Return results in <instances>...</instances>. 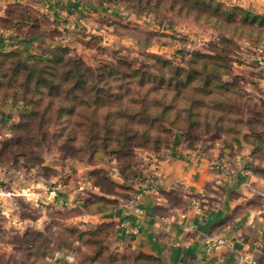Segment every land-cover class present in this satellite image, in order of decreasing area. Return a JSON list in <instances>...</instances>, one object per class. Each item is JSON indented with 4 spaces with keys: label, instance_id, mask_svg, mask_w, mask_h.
<instances>
[{
    "label": "trees",
    "instance_id": "trees-1",
    "mask_svg": "<svg viewBox=\"0 0 264 264\" xmlns=\"http://www.w3.org/2000/svg\"><path fill=\"white\" fill-rule=\"evenodd\" d=\"M126 1L153 4L151 3L153 0ZM181 1L188 3L189 11L184 9L186 14L191 11L196 15L195 17L201 15L209 22L214 21L217 24L222 22L221 19L225 22L237 21L247 25L251 32H256L249 36L264 39L263 14L237 6H226L218 0ZM168 2L172 10L174 6H178L176 12H182V5L172 0H156L154 7L162 8ZM13 10H18L22 14L13 16ZM0 27L18 31L26 37L53 38L59 34L45 14L20 5L10 7L7 16L0 19ZM85 38L83 35L81 40L83 42L89 40ZM67 47L47 44L41 46L37 54L26 56L15 52H0L4 58L10 57L12 60L1 76L8 77V72L16 74L14 79L18 80V83L9 91H5L4 96L11 97L16 102H23L21 107L12 106L20 114L16 113L18 121L11 128L14 131L17 129L24 131L22 136L19 134L21 138L13 145L18 152H20L21 139L37 134H40V138L50 136L47 131L53 123L57 124L59 129L52 134V137L64 138V146L76 144L77 148L89 149L88 163L95 167L91 173V182L98 192H88L82 199L81 207H74L75 213L82 208L84 212L90 214L99 213L114 208L120 200L124 203L133 200L134 194L139 189L125 188L115 181L105 179L104 168L100 167L104 160L101 159L114 157L125 179L142 180V170H139V162L136 161L132 149L144 147L159 151L164 148L166 151L170 139L175 134L174 129H183L180 133L188 143L185 131L199 130L197 115L200 108H204L203 116L206 124L203 126H207L211 117L214 118L216 125L220 121L244 125L235 132H230L231 127L218 126L216 133L230 134V141L236 146H239L241 140L246 142L252 146V154L256 158L264 159V135L261 133L264 128L263 123L256 119L246 122L238 117L234 118L230 106L227 108L226 116L216 114L211 105H206L205 101L196 98L180 104V99L188 93L196 95L206 93V96H211L215 87L222 91L220 100L226 101L225 92L230 86L228 76L231 73V65L226 63L227 57L214 52L215 48L213 51L192 56L185 66H180L159 55L153 63L143 67H134V60H128L126 63L122 61L127 69L118 73L116 69L111 68L113 64H109V61L101 69L89 66L82 58L70 55ZM150 66L154 71L148 69ZM213 81L216 86L211 84ZM199 82L201 85L196 87ZM10 107L5 109L15 112ZM216 107L219 108V105ZM225 111L226 109L223 108V112ZM257 122L261 123L260 126ZM14 131L11 133L16 135L17 132ZM200 144H202L201 139L191 146L197 148ZM221 144L226 149H230L233 145L224 138L221 139ZM21 154H13L14 156L11 157L14 158H11V161L23 157ZM159 157L157 155L156 159ZM0 160L9 161V158L0 155ZM42 164L43 162H29L22 168L27 171L37 166L41 169L42 176L50 177L45 176L44 170H53V167ZM260 172L264 174V170ZM98 178L107 180V184L113 189H105ZM118 188L126 190L118 193L116 190ZM95 227L104 230V239L112 229L110 224ZM80 235L81 232L79 237ZM102 251L103 247L97 246L94 256L97 257ZM137 256L140 264H152L149 257L142 254ZM62 260L67 263L68 258L63 257Z\"/></svg>",
    "mask_w": 264,
    "mask_h": 264
},
{
    "label": "crops",
    "instance_id": "crops-1",
    "mask_svg": "<svg viewBox=\"0 0 264 264\" xmlns=\"http://www.w3.org/2000/svg\"><path fill=\"white\" fill-rule=\"evenodd\" d=\"M218 1L235 2L264 15V0ZM98 2L0 0V19L7 16L10 7L20 5L45 14L59 31L53 38L26 37L0 27V52L26 56L37 54L47 44L78 46L75 37L90 30L99 35L104 47V32L99 25L106 26L101 23L102 17L110 11ZM125 17L128 15L120 13L115 18L120 21ZM17 121L16 113L0 109V146L10 142L11 127ZM221 139L203 141L194 148L181 133L174 134L159 159L147 157L146 162L138 163L142 170L140 181L125 179L112 159V180L125 188L139 189L138 199L132 204L120 200L114 208L99 213L82 211L76 218L83 225L110 224L112 229L106 237L110 249L135 256L142 254L152 264H239L237 252H248L255 264H264V174L260 172L264 169H259L264 168V159L256 158L252 146L242 140L239 146L230 141L233 145L226 149ZM102 166L106 168V164ZM94 168L88 163L82 167H62L65 171L72 170L67 173L65 184L58 188L56 183L62 174L44 177L37 166L26 171L13 161L0 160L1 201L7 203L11 195L19 194L34 205L81 206L83 196L98 192L91 182ZM74 171L79 172L76 178L86 180V184L76 185ZM116 190L123 193L126 189ZM130 205H137L142 212L136 213ZM258 241L259 248L255 246Z\"/></svg>",
    "mask_w": 264,
    "mask_h": 264
},
{
    "label": "rangeland",
    "instance_id": "rangeland-1",
    "mask_svg": "<svg viewBox=\"0 0 264 264\" xmlns=\"http://www.w3.org/2000/svg\"><path fill=\"white\" fill-rule=\"evenodd\" d=\"M96 1L110 11L108 15L102 17L104 21L101 23L106 26L99 25L100 30L103 29L104 32L103 46L105 48L101 47L99 35L90 30L87 34L82 33L85 39H89L88 41L83 42L82 36H76L78 46L61 45L62 47L68 46L70 55L82 58L86 64L97 69H101L109 61V64H113L111 68L120 73L127 69L122 61L126 63L128 60H134V67H143V65L153 63L159 55L180 66H185L192 56L213 51L215 48L214 52L227 57L225 61L231 65V73L228 76L230 86L225 92L226 101L220 100L222 91L215 87L211 96H206V93L204 95L188 93L180 99V104L196 98L202 102L205 101L206 105H211L214 113L224 116L227 115V108L230 106L232 116L235 115L234 118L238 117L246 122L256 119L264 124V57H262L264 39L249 36L256 32H251L247 25L237 21L225 22L222 19V22L217 24L214 21L209 22L201 15L195 17L196 15L191 11L186 14L185 10L189 8L188 3L181 0H172L182 5L181 13L176 12L178 6H174L172 10L169 2L162 8H155L156 0L151 1L153 4L126 0ZM222 3L226 6H237L248 10L235 2L224 1ZM120 13L128 15L129 19L125 17L117 21L115 17L118 18ZM12 14L18 16L22 12L13 10ZM97 25L95 23V26ZM10 59V57L4 58L0 55V108L5 109L11 105L10 108H13L14 113L19 115L20 112L12 106L21 107L23 102H16L11 97L4 96L5 91H9L13 85L18 83V80L14 79L16 74L7 71L8 77L1 76L9 62L12 61ZM148 69L154 71L152 66ZM211 84L216 86L215 81ZM199 85L201 82L196 87ZM216 105H219V108ZM223 108L226 109L225 112ZM203 110L204 108H200L197 115L200 123L199 130L185 131L189 145L195 144L200 139L202 143L214 138H224L230 142V134L216 133L217 127L222 125L231 127L230 132H235L244 126L233 125L227 123L228 121H220L216 125L213 117H208L210 122L207 126H203L206 124ZM261 123H258V126ZM58 129L59 126L53 123L47 131L50 136L40 138V134H37L21 139L20 152L13 145L21 138L24 131L12 129V132L17 133L16 135L12 133L10 142L2 143L0 155L8 156L11 161V158H14L11 157L14 156L13 154L23 153L21 154L23 157L13 159V162L20 166L29 162H43L47 164L46 167L53 166V170H44L45 176L53 177L62 174L63 176L59 178L56 185L59 182L64 185V180L68 178L67 173H70L72 169L65 171L61 168L84 166V163H88L89 149L77 148L76 144L64 146V138L52 137ZM174 130L175 134L183 131V129ZM261 133L264 135V128ZM132 151L138 162H146L148 158L161 156L165 152L164 148L156 151L144 147H134ZM112 159L114 160V157H104L101 159L104 161L100 164V167L106 164L104 178L110 181L112 180L110 175L113 173L111 168L114 166ZM115 165H117L116 162ZM74 172L73 178L77 179L79 172ZM104 178H98V181L105 189L112 190L113 187L109 186ZM77 180L76 185L86 184V180L79 178ZM2 201L0 196V264H140L137 261L138 256L127 251L115 252L110 249L103 237L104 230H99L95 225L88 224L89 222L83 225L81 219L76 218L81 215L83 208L75 213L74 208L50 207L44 203L34 205L27 197L19 194L11 195L7 203ZM97 246L103 247V251L95 257ZM63 257L68 258L67 263L62 260Z\"/></svg>",
    "mask_w": 264,
    "mask_h": 264
},
{
    "label": "built area",
    "instance_id": "built-area-1",
    "mask_svg": "<svg viewBox=\"0 0 264 264\" xmlns=\"http://www.w3.org/2000/svg\"><path fill=\"white\" fill-rule=\"evenodd\" d=\"M262 57H264V54L262 55ZM215 166H217V164H215ZM57 186H59L58 188H60L61 183H58ZM138 193L139 192L134 194L133 200H131V204H132V201L134 202L138 199ZM130 206L132 207L133 211H135L136 213L140 214L142 212L141 209L137 205H130ZM255 246L259 248L261 246L260 241L256 242ZM235 256L239 264H255V260L253 256L248 252H237Z\"/></svg>",
    "mask_w": 264,
    "mask_h": 264
}]
</instances>
